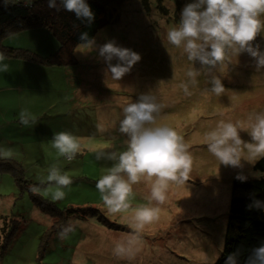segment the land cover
Here are the masks:
<instances>
[{"label":"rangeland","instance_id":"rangeland-1","mask_svg":"<svg viewBox=\"0 0 264 264\" xmlns=\"http://www.w3.org/2000/svg\"><path fill=\"white\" fill-rule=\"evenodd\" d=\"M192 2H127L114 14L117 24L95 37L94 50L76 48L73 54L77 65L51 67V76L72 78L69 79L72 82L70 110L68 93L65 106H51L42 111L36 116L35 124L24 126L17 116L2 117L12 122L3 126L0 149H11L10 158L21 164L24 179L40 183L53 164L72 178L73 183L63 189L66 193L63 200L53 201L51 192L55 189L47 185L36 194L53 201L61 211L73 210L58 227L66 226L71 220L75 228L67 239H59L57 233L61 229L55 231L53 218L35 205L27 191H20L27 186L21 187L12 175L0 173V264H214L220 257L233 179H259L264 178V173L253 170L257 161H247L246 152L239 167L220 164L207 150L205 133L215 129L221 120L239 121L246 130L240 132L241 138L251 142L248 117L264 112V69L258 72L254 59L246 52L237 57L232 55L231 63L213 70L225 88L221 95L208 91L211 85L203 71L196 85L189 84L191 94L186 95L179 85L188 83L185 72L191 63L182 48L168 43L167 32L178 24L184 6ZM123 30L133 35L127 46L117 32ZM29 33L5 42L14 48L30 46L34 53L46 54L51 49L55 55L58 51L56 40H52L51 48L41 32L31 37L27 36ZM112 35L118 46L130 48L141 56L130 73L119 81L105 76L107 65L98 53L99 45L114 40ZM253 44L264 51V32ZM88 65L92 66L89 73ZM12 67L17 66L12 64ZM76 67H83L87 74L81 84L73 79ZM194 67L201 66L195 62ZM150 92L163 106L157 124L172 127L183 136L193 164L184 185L170 183L166 202L159 205V218L138 230L134 210L149 204V182L142 178L132 186L131 208L127 212L110 213L96 182L114 162L98 161L95 154L126 149V136L119 132L121 110L140 94ZM61 131L71 132L81 144V151L72 161L59 157L51 147L53 133ZM152 205L156 206L154 201ZM117 245L123 250L117 252Z\"/></svg>","mask_w":264,"mask_h":264},{"label":"clouds","instance_id":"clouds-1","mask_svg":"<svg viewBox=\"0 0 264 264\" xmlns=\"http://www.w3.org/2000/svg\"><path fill=\"white\" fill-rule=\"evenodd\" d=\"M16 0H5V4ZM31 5L32 0H25ZM74 13L76 18L91 24L95 15L86 0H48V7L60 11ZM264 0H194L188 3L181 11L178 24L167 32V40L175 48H182L183 54L191 63L185 75L188 83H181L179 87L186 95H190L189 84L196 85L197 77L202 74L209 77L211 87L209 92L219 96L224 91V85L213 70L224 64L231 63L230 57L247 53L255 61L256 70L264 69V51L253 42L264 32ZM81 44L77 49L94 50L97 45L95 38H90L87 32L81 33ZM99 57L103 58L107 67L105 76L119 81L130 73L133 66L141 60L139 53L130 48L118 46L115 41L109 40L98 46ZM7 59L0 52V72H7ZM113 60L117 62L112 63ZM199 62L200 69L194 67ZM153 93H142L135 102L128 103L122 108V119L119 121V132L126 136V149L123 151L96 152V159L114 162L107 169L106 174L96 182V189L101 200L110 213L127 212L131 208L133 185L145 179L150 184L149 204L137 207L133 219L135 227L142 230L145 225L153 223L159 218L160 207L167 199L170 183L184 185L189 180L193 158L188 151L184 138L175 129L167 125H158L157 116L162 110ZM20 123L24 126L36 123V118L27 109L19 112ZM247 132L251 142L244 141L240 122L219 121L216 128L205 133L207 150L225 166L239 167L242 154L247 153V161L255 163L264 158V112L250 114L248 117ZM51 147L59 157L68 161L76 158L81 151L79 139L71 132L61 131L53 133ZM11 149H0V158H10ZM241 178V177H238ZM73 183L67 173H62L57 164L51 165L46 178L40 184L54 187L51 192L53 201L65 198L63 189ZM34 194L41 191L37 185H30ZM155 202L156 206L152 205ZM256 206L260 202H255ZM75 225L70 220L57 233L59 239H67L74 231ZM123 248L117 245L116 251ZM225 264H237V254H230ZM247 264H264V245L253 250Z\"/></svg>","mask_w":264,"mask_h":264},{"label":"trees","instance_id":"trees-1","mask_svg":"<svg viewBox=\"0 0 264 264\" xmlns=\"http://www.w3.org/2000/svg\"><path fill=\"white\" fill-rule=\"evenodd\" d=\"M129 1L131 0H86L95 15L94 21L89 24L87 21L77 19L74 13L64 10L62 6L60 11L50 9L48 0H35L31 5L20 0L8 4H5V0H0V52H3L7 59L26 62L40 69L41 73L37 75V83H35L39 87L42 111L48 110L51 106L56 108L65 106L67 103L65 97L67 98L68 93L70 94L72 85L69 81L72 79L70 76L66 80L51 76L49 74L53 70L51 67L71 63L77 65L78 61L73 52L77 45L82 43L81 33L87 32L90 38H95L104 29L117 24L115 12ZM143 1L146 2V0ZM57 2L59 4V0ZM146 9L149 10V6ZM35 31H42L53 41L56 40L59 49L55 55L53 53L41 55L27 48L8 47L4 44V41L10 37ZM117 32L122 35L127 46L133 35L124 30ZM112 38L114 39L113 35ZM62 54H68V57H62ZM86 70L89 73L92 66L88 65ZM75 75L73 79L79 84L87 76L83 67L81 69L76 67ZM68 100L70 110L71 94ZM253 170L264 173V158L254 164ZM0 173L12 175L14 181L21 187L26 185L27 188L22 187L20 191L22 193L27 191L35 205L44 214L53 218L52 222L56 225L55 231L61 229L58 226L63 225V221L73 210L61 211L53 201L30 191V185L43 188L47 184L31 183L27 178L24 179L21 164L11 158H0ZM257 201L260 202L259 206L255 204ZM261 245H264V178L248 180L235 178L231 184L224 247L214 264H225L227 257L233 253L237 254V264H247L253 250Z\"/></svg>","mask_w":264,"mask_h":264},{"label":"crops","instance_id":"crops-1","mask_svg":"<svg viewBox=\"0 0 264 264\" xmlns=\"http://www.w3.org/2000/svg\"><path fill=\"white\" fill-rule=\"evenodd\" d=\"M41 33L43 34L42 31ZM33 34L39 36L40 32H31L30 34H27V36H34ZM44 34L43 38L45 43L49 41L47 45H52L51 48H53L54 42L48 34ZM10 39L11 37L5 41H10ZM5 41V45L9 46ZM29 47L30 46L25 48L29 49ZM37 53L41 55H49L52 54V51L50 49L46 54ZM4 62L9 65V69L7 72H0V83L3 84L0 86V134L2 129L5 128L3 127L5 123L10 125L12 122L6 121L5 119H2V117L5 118L7 115L19 117L21 109H27L35 118L42 112L39 87L36 86L37 75L41 73L40 69L36 66H30L28 63L22 61L6 59ZM12 64H15L17 67H12ZM7 81L9 84H7ZM18 122H20L19 119Z\"/></svg>","mask_w":264,"mask_h":264},{"label":"bare ground","instance_id":"bare-ground-1","mask_svg":"<svg viewBox=\"0 0 264 264\" xmlns=\"http://www.w3.org/2000/svg\"><path fill=\"white\" fill-rule=\"evenodd\" d=\"M121 8L118 9V11L120 10Z\"/></svg>","mask_w":264,"mask_h":264}]
</instances>
